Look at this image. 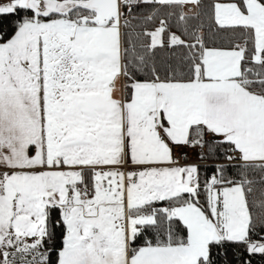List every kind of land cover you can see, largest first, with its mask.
Returning <instances> with one entry per match:
<instances>
[{
	"label": "snow or ice",
	"instance_id": "6c2138e0",
	"mask_svg": "<svg viewBox=\"0 0 264 264\" xmlns=\"http://www.w3.org/2000/svg\"><path fill=\"white\" fill-rule=\"evenodd\" d=\"M0 264H264V0H0Z\"/></svg>",
	"mask_w": 264,
	"mask_h": 264
},
{
	"label": "trees",
	"instance_id": "16d2710c",
	"mask_svg": "<svg viewBox=\"0 0 264 264\" xmlns=\"http://www.w3.org/2000/svg\"><path fill=\"white\" fill-rule=\"evenodd\" d=\"M211 166H212V165H211V162H210V161L203 162V163H201V165H200V167H201L202 170H204V169H210Z\"/></svg>",
	"mask_w": 264,
	"mask_h": 264
},
{
	"label": "crops",
	"instance_id": "0c3cea01",
	"mask_svg": "<svg viewBox=\"0 0 264 264\" xmlns=\"http://www.w3.org/2000/svg\"><path fill=\"white\" fill-rule=\"evenodd\" d=\"M187 155H188V157L190 159V162H196V157H195L194 153L189 152Z\"/></svg>",
	"mask_w": 264,
	"mask_h": 264
}]
</instances>
